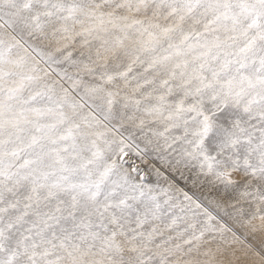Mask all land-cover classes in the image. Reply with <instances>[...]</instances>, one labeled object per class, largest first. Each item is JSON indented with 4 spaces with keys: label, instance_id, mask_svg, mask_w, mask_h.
I'll list each match as a JSON object with an SVG mask.
<instances>
[{
    "label": "snow or ice",
    "instance_id": "snow-or-ice-1",
    "mask_svg": "<svg viewBox=\"0 0 264 264\" xmlns=\"http://www.w3.org/2000/svg\"><path fill=\"white\" fill-rule=\"evenodd\" d=\"M0 264H264V0H0Z\"/></svg>",
    "mask_w": 264,
    "mask_h": 264
}]
</instances>
